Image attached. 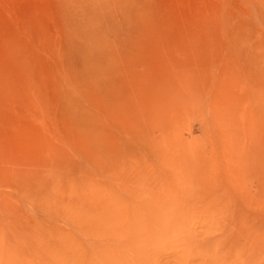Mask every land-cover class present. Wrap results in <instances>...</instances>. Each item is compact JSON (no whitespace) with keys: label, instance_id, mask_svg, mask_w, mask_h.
<instances>
[{"label":"rangeland","instance_id":"374dc122","mask_svg":"<svg viewBox=\"0 0 264 264\" xmlns=\"http://www.w3.org/2000/svg\"><path fill=\"white\" fill-rule=\"evenodd\" d=\"M0 264H264V0H0Z\"/></svg>","mask_w":264,"mask_h":264},{"label":"bare ground","instance_id":"6f19581e","mask_svg":"<svg viewBox=\"0 0 264 264\" xmlns=\"http://www.w3.org/2000/svg\"><path fill=\"white\" fill-rule=\"evenodd\" d=\"M126 18V17H125ZM129 25V24H128ZM202 25V24H201ZM207 27V26H206ZM201 29V28H200ZM206 29V28H205ZM199 31V30H198ZM234 31V30H233ZM205 32V31H204ZM203 32V33H204ZM200 33V32H199ZM208 33V32H207ZM211 33H212V31H211ZM162 34V33H161ZM207 35V34H206ZM211 35V34H210ZM209 37V36H208ZM218 37V36H217ZM233 37V36H232ZM210 38V37H209ZM212 38V37H211ZM200 39V38H199ZM235 39H236V37H235ZM207 40V39H206ZM213 41H214V39H213ZM212 41V42H213ZM201 42V41H200ZM214 43V42H213ZM199 44H201V43H199ZM208 44V43H207ZM220 46V45H219ZM230 46V45H229ZM142 48V47H141ZM189 49V48H188ZM167 50V49H166ZM209 53V52H208ZM194 55V54H193ZM214 55V54H213ZM202 56V55H201ZM227 56V55H226ZM250 58V57H249ZM167 59V58H166ZM201 59V58H200ZM222 59V58H221ZM202 60V59H201ZM243 60V59H242ZM188 61V60H187ZM173 62V61H172ZM193 62V61H192ZM203 62V61H202ZM217 62V61H216ZM219 62V61H218ZM222 63V62H221ZM229 64V63H228ZM203 65V64H202ZM232 65V64H231ZM178 66V65H177ZM206 66V65H205ZM241 66V65H240ZM191 67V66H190ZM199 68V67H198ZM223 68V67H222ZM193 69V68H192ZM199 70V69H198ZM189 71H191V70H189ZM195 71V70H194ZM217 71V70H216ZM237 71V70H236ZM179 72V71H178ZM180 73V72H179ZM193 73V72H192ZM215 74V73H214ZM211 75V74H210ZM178 80V79H177ZM203 84V83H202ZM187 85V84H186ZM164 92V91H163ZM191 94V93H190ZM259 138V137H258ZM258 145V144H257ZM260 158V157H259ZM215 161V160H214ZM253 161V160H252ZM228 168V167H227Z\"/></svg>","mask_w":264,"mask_h":264}]
</instances>
